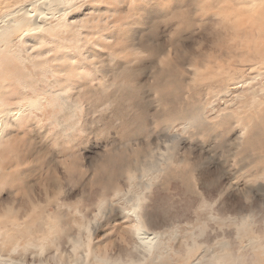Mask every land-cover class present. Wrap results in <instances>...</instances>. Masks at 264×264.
Returning a JSON list of instances; mask_svg holds the SVG:
<instances>
[{
    "label": "rangeland",
    "instance_id": "1",
    "mask_svg": "<svg viewBox=\"0 0 264 264\" xmlns=\"http://www.w3.org/2000/svg\"><path fill=\"white\" fill-rule=\"evenodd\" d=\"M62 2L0 50V264H264V5Z\"/></svg>",
    "mask_w": 264,
    "mask_h": 264
},
{
    "label": "bare ground",
    "instance_id": "2",
    "mask_svg": "<svg viewBox=\"0 0 264 264\" xmlns=\"http://www.w3.org/2000/svg\"><path fill=\"white\" fill-rule=\"evenodd\" d=\"M0 0V9L3 6L5 7V11L3 15L0 16V50H6V46L11 41V37L16 34L19 30L23 31V34L25 32L29 33L32 30H35L39 27L40 22H45V19H47V15L50 13V5L56 4L57 5L62 4V0H37L36 3H38L36 7H33V4L26 3L18 5L14 7L11 3V0ZM52 4V5H53ZM63 5V4H62ZM60 7V6H59ZM56 9V8H55ZM46 11V12H45ZM3 12V11H2ZM2 14V13H1ZM44 19V20H43ZM41 23V24H42ZM44 24V23H43ZM22 33V32H20ZM17 37V36H16ZM5 45V46H4ZM9 45V44H8ZM6 47V48H5ZM9 51V50H8ZM7 51V52H8ZM6 52V54H7ZM10 52V51H9ZM8 52V53H9ZM1 55V54H0ZM63 89V88H62ZM37 104V103H36ZM41 106V105H40ZM32 107V106H31ZM197 117V116H196ZM201 118V117H200ZM190 119V118H189ZM3 120H1L2 122ZM198 121V119H197ZM200 121V120H199ZM0 122V123H1ZM4 123V122H3ZM2 123V124H3ZM195 123V121H194ZM197 123V122H196ZM0 124V126H2ZM193 125V124H192ZM5 126V125H4ZM3 127V126H2ZM1 128V127H0ZM4 137V136H3ZM162 169V168H161ZM141 198L138 199L137 204L135 208L133 209V215L136 217L138 216V219H136V223H134V229L136 232V238H137V244L138 246L146 249L148 252H152L155 248H160V237L158 234L148 231L144 221L142 220L141 214L137 212L138 209H141ZM131 212V213H132ZM252 224V223H251ZM241 226V225H240ZM246 228V227H245ZM130 229V228H129ZM133 229V227H132ZM89 230V229H88ZM90 231V230H89ZM90 234V232H89ZM125 237V236H124ZM252 241V240H251ZM260 241V240H259ZM84 242V241H83ZM261 242V241H260ZM259 242V243H260ZM196 243V242H195ZM257 244V242L255 241ZM200 244V243H199ZM195 245V244H194ZM201 245V244H200ZM255 245V244H254ZM162 246V245H161ZM202 246V245H201ZM257 248L260 247L256 246ZM226 247H224L225 249ZM256 248V249H257ZM262 250V247H260ZM227 250V249H226ZM104 253V252H103ZM259 253V252H258ZM100 254V253H99ZM156 256V255H154ZM161 257V254L158 256V258ZM214 257V256H213ZM144 258V257H143ZM155 258V257H154ZM147 259V258H146ZM145 260V259H143ZM156 259H153V262L156 261ZM117 261V260H116ZM187 261V260H186ZM144 262V261H143ZM219 264H225V259H218ZM257 262V261H256ZM95 264V263H94ZM98 264H108V261L104 258L101 261L98 262ZM119 264H143L142 262H136L131 261L130 263H124L120 262ZM256 264V263H254Z\"/></svg>",
    "mask_w": 264,
    "mask_h": 264
},
{
    "label": "snow or ice",
    "instance_id": "3",
    "mask_svg": "<svg viewBox=\"0 0 264 264\" xmlns=\"http://www.w3.org/2000/svg\"><path fill=\"white\" fill-rule=\"evenodd\" d=\"M256 3H259L260 5H264V0H254V3L250 6L255 7ZM141 204L145 205V208L143 209V211L141 212L140 209L137 210L138 213L140 214H144L150 218H156L157 213L156 210L154 208V205L152 204H148L146 201H141ZM117 215H119L120 213V209H117ZM136 219H138V216L135 217ZM122 219L127 220V216L122 217ZM106 234V233H105Z\"/></svg>",
    "mask_w": 264,
    "mask_h": 264
}]
</instances>
